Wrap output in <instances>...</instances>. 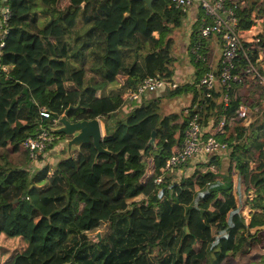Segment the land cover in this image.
Here are the masks:
<instances>
[{"label":"trees","instance_id":"16d2710c","mask_svg":"<svg viewBox=\"0 0 264 264\" xmlns=\"http://www.w3.org/2000/svg\"><path fill=\"white\" fill-rule=\"evenodd\" d=\"M35 2L8 0L9 29L0 47V69L6 66L0 70V257L11 241L26 239L2 264H222L258 244L261 231L251 228L264 226V114L257 121L260 111H249L241 121L250 123L240 130L226 125L221 133L217 128L239 105L232 90L242 83L243 53L233 60L237 79L230 100H221L220 83L205 100L198 98L204 87L197 83L209 60L200 24H193L190 44L199 43L200 54L195 81L172 90L193 93L188 108L207 107L198 120L206 134L227 142L228 164L221 168L222 154L208 153L203 162L218 170H203L189 158L179 166L191 161L193 171L172 181L179 166L163 169L182 140L185 108L162 114L159 98L165 91L133 102L127 91L99 90L119 75L126 90L148 75L172 79L171 34L186 11L172 0H152L151 6L144 0H66L62 9L63 0H55L57 7L42 0L52 14L42 25ZM137 2L144 7L136 8ZM253 4L241 15L243 25ZM199 10L196 21L201 23L204 12ZM220 66L218 61L217 71ZM251 96V107L260 109L264 89L255 85ZM69 105L71 121L103 120L100 142L108 152L97 154L92 141L84 142L51 166L38 168L30 161L29 169L22 141L41 125L57 136L54 143L68 138L55 131L53 117ZM43 106L48 117L40 114ZM249 130L256 132L252 139L242 136Z\"/></svg>","mask_w":264,"mask_h":264},{"label":"built area","instance_id":"2783aa9c","mask_svg":"<svg viewBox=\"0 0 264 264\" xmlns=\"http://www.w3.org/2000/svg\"><path fill=\"white\" fill-rule=\"evenodd\" d=\"M172 2L183 11L193 5L200 6L204 12L199 26L200 37H208L212 34L220 37V70L217 71L215 64L203 73L197 83L204 87L202 100H205L211 90L219 83L224 88L221 100L224 103L230 100L231 95L229 92L232 89V82L237 79V75L232 72L233 60L239 51L243 53L246 61L243 76L238 78L242 82L240 85H249L251 88L258 85L264 89V70H261L258 63L259 58L264 59V39L260 32V23L263 17L257 12L258 7L252 9V22L246 26L242 23L241 15L249 8L248 0H172ZM10 14L8 0H0V47L4 44V39L9 29ZM253 53L256 55L255 58H253ZM199 55L198 53V57H200ZM0 70H6V66L2 65ZM176 81V77L168 80L158 74L148 75L141 80L137 88L134 90L127 89L126 98L129 101L139 100L142 96L149 95L152 91L161 92L167 88L176 87L179 85L178 81L177 83ZM238 89L232 90V96L239 99V105L233 115L223 117L219 121L217 128L221 133L225 131L226 125H236L238 121L245 119L250 111L249 105L253 102L252 97V101H246L244 97L239 95ZM40 114L48 117L50 112L43 106L40 109ZM198 119V114H188V121L182 140L179 147L166 158L164 172L185 163L189 158L198 163L199 161H205L208 153L226 154L227 142L219 140L215 135L206 134L207 128L201 125ZM53 122V128L60 124L56 116L53 117ZM56 138V135L41 125L35 134L28 135L22 141L21 146L35 162L54 163L53 161L56 162V157L52 159L49 156L45 159H42V157H44L43 154L46 150H49V147L52 146L54 148L53 141ZM39 155H41V159H39ZM164 172L154 177L155 183H159L163 179ZM249 195H251V190H249ZM242 214L247 217L248 211L243 210Z\"/></svg>","mask_w":264,"mask_h":264},{"label":"rangeland","instance_id":"374dc122","mask_svg":"<svg viewBox=\"0 0 264 264\" xmlns=\"http://www.w3.org/2000/svg\"><path fill=\"white\" fill-rule=\"evenodd\" d=\"M36 4L34 9L38 10L41 14V23L42 25H46L48 19H50V17L52 16L51 14V6H45L44 3L42 2V0H35ZM253 1V0H252ZM64 4L62 3V8H64L67 4L66 0H63ZM57 4V3H56ZM55 4V0H51V5L52 7L55 6L57 7ZM196 6V5H195ZM144 5L142 4V2H137L136 3V8H143ZM197 7V13L200 11L199 9L201 8L200 6H196ZM191 7L187 8L186 11V15L183 18V22L182 24L175 28L174 30L178 31V35H174L173 39H174V43L173 46L171 47V54L174 57V60L172 62V69H173V74L171 75V78L176 77L179 85H184L185 83L189 84V83H193L194 80V74L193 71L196 70V64L195 61L197 60L198 57V51H199V43H196L195 45L192 46L191 48V44H190V38H191V34L193 32V25H192V31L190 33V35L185 34L184 36H182L180 34V32L183 31L184 29V23H199L200 24V20L199 22L196 21L197 20V14L195 18H192L190 21L188 19L189 15H188V11ZM202 9V8H201ZM44 11H49L46 15V13H43ZM146 13L141 14L140 12H137V17L139 16H146ZM111 23V21L109 22ZM173 30V31H174ZM172 31V32H173ZM173 35V33L171 34ZM180 48V49H178ZM196 50V51H195ZM194 54L195 56L193 57L192 54ZM123 79L124 77L121 75H119L118 77H116V79L114 81L108 82L107 85H105L103 88H101L99 90L100 94H108V93H116V92H122V91H127L126 89H124L122 87V83H123ZM176 81V83H177ZM185 84V85H187ZM254 86H249V85H243L242 87H240L238 89L239 95L241 97H244L246 99V101L251 100V91L253 89ZM173 87L171 88H167L162 92V97H160L159 99V107H161V112L162 114H166V112H168L170 108L168 109V106L171 104L172 101L175 102L174 96L179 95L178 97L182 96L183 94H185V92H180V93H174V90H172ZM172 90V91H171ZM171 91L169 94L168 92ZM189 92V91H187ZM168 95H165V94ZM161 93H154V94H150L149 96H147L146 99H148L151 96L154 95H160ZM253 99V97H252ZM252 101V100H251ZM134 102V101H133ZM249 110L254 112V111H260L257 112L256 114V120L258 121L264 114V101L262 102L260 109L258 108V106H254L251 107V104L249 105ZM174 112V111H173ZM101 120V127L103 124V120ZM211 121V120H210ZM212 123V122H211ZM209 123V124H211ZM248 123H250V120H246L244 122H242L241 120L238 121V123L235 125L239 128H237L238 130L241 129L242 126L248 125ZM103 129V127H102ZM253 130H249L243 133L242 136H244V134H247V137L249 139H252V135L255 131ZM256 134V132L254 133ZM260 138V137H259ZM66 139V138H65ZM56 140V139H54ZM59 140H64V138H59ZM260 140H263V138L261 137ZM262 143V147H264V140L261 142ZM55 144H60V143H54ZM61 147L64 148V143L62 142ZM59 149V145L55 146V148H53L52 146L49 147V150H46V152L43 154L44 157H42V159H45L46 157L49 156L50 159H52L53 157H55L54 152L57 151ZM228 151L226 152V154H222V167L221 168H225L226 165L228 164V159L226 158L228 156ZM71 152V151H69ZM13 156V155H12ZM29 156V154H28ZM64 156H68L67 154H64ZM30 157V156H29ZM13 158H16L15 156H13ZM30 161H32V163H36V167L40 168L42 166H44L46 163H42V162H35L31 157L28 158V161L26 162L25 166H28L29 169H33V166H30ZM199 161L197 163V165H199L203 170H207V169H211L213 171H217V167H215L214 164H209L206 166L205 163L206 162H201ZM191 164H188L186 166L183 167L179 166L176 167L175 170L173 171L175 173V176L173 177L172 181H177L179 180V178L181 176L184 175H188L193 171V162L190 161ZM204 163V164H203ZM52 163L47 162L46 165H50L51 166ZM261 232L260 235H262L261 241L258 244L253 245L250 250L247 253H241V254H235L234 256H228L227 258H225V260L222 262V264H264V230H260ZM26 244V239H24L23 237H18L15 240L11 241L9 244H7V246H5V248H3L2 250V255L0 257V264H2V262L6 261L7 257L10 255V253L12 252L13 249L18 248L21 249L25 246Z\"/></svg>","mask_w":264,"mask_h":264},{"label":"crops","instance_id":"0c3cea01","mask_svg":"<svg viewBox=\"0 0 264 264\" xmlns=\"http://www.w3.org/2000/svg\"><path fill=\"white\" fill-rule=\"evenodd\" d=\"M253 1H254L253 7L249 11H247V13L244 15V17H245L247 23L251 24V22H252V20H251V11L255 7H258L257 12H259L261 14V16L263 17V20L260 23V32H261V35L263 36V34H264V12L262 10H264V0H253ZM253 1L252 0H248L249 3L253 2ZM196 14H197V7L195 5H193L188 11V15H189L188 19H189V21L192 18H195ZM193 24L194 23H184V29H183L182 32H180V34L182 36H184L185 34L190 35V33L192 31V25ZM172 33H173L172 36L178 35V31L177 30H174ZM201 38H203V40H204L203 42L205 43V44H202V46L204 48L203 52H205L206 58H208V60H209L208 67L210 68V67L214 66L215 64H217V62L219 61V56H220V52H221L220 37L218 35H216V34H212V35H210L208 37H201ZM178 49H180V48H178ZM258 63L260 64L261 70H264V59L263 58H259L258 59ZM193 74H195V71H193ZM242 85H240L238 88L242 87ZM202 94L203 93H202V90H201L198 98H201ZM178 96L179 95L174 96L175 102L172 101L171 104L168 106V109H170V108H173V109H170L166 113L173 112V111L175 112V111H178L181 108H185V110H187L188 114H195L196 113V114L199 115V117H201L203 114L207 113V111H208L207 107L202 105V104H199V103L195 104L193 107L188 108L189 104H191V101L193 99V93L191 91L185 92V94H183L180 97H178ZM66 141H67V139L57 140L56 141V143H60V144H55L54 145V148H55V146L59 145V149L54 152V155H55V157L57 159L60 158V157H63L64 154L68 155L70 153L69 149H68V147L66 145ZM62 142L64 143V148L61 147ZM75 147L76 146L73 145L71 147V149H73ZM236 177L238 179V173H236L234 175L235 180H236ZM235 183H236V181H235ZM238 191H240L239 187H238ZM242 191H243V189H242ZM248 192H249V190H248ZM243 208H244L243 209L244 211L247 210L246 206L243 207ZM262 230H264V229H262Z\"/></svg>","mask_w":264,"mask_h":264},{"label":"water","instance_id":"95a60500","mask_svg":"<svg viewBox=\"0 0 264 264\" xmlns=\"http://www.w3.org/2000/svg\"><path fill=\"white\" fill-rule=\"evenodd\" d=\"M148 6H151L152 0H144ZM83 4V3H82ZM73 107V105H69L65 112L62 115H58L57 113L54 116L59 119V126L55 127V131L58 133H63L68 136L66 145L71 150V147L80 145L84 142L92 141L94 147L97 150V154L101 152H108L101 146V137L103 135L101 120L99 117L91 118V119H82L77 121H71L67 118L66 113L68 110ZM154 133H152L151 141H153ZM115 156V154H114ZM264 229L263 225L254 226L251 228V232L255 233L258 230Z\"/></svg>","mask_w":264,"mask_h":264}]
</instances>
